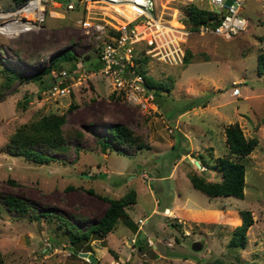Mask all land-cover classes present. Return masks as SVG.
Masks as SVG:
<instances>
[{
    "label": "rangeland",
    "instance_id": "374dc122",
    "mask_svg": "<svg viewBox=\"0 0 264 264\" xmlns=\"http://www.w3.org/2000/svg\"><path fill=\"white\" fill-rule=\"evenodd\" d=\"M154 2V14L174 26L189 24L185 20L189 4L212 6L210 0ZM262 3H244L248 25L233 36L185 37L182 44L191 52L186 63L150 58L144 65L148 75L171 84L151 102L130 101L128 93L114 90L105 74L90 70L98 61L94 38L77 23L75 10L49 5L36 29L0 35V68L17 66L30 75L51 66V73L39 79L15 80L6 87L1 86L5 74L0 72V193L23 197L36 212L52 214L18 216L3 205L0 251L5 264H124L129 259L131 264H264V81L256 71V53L264 36ZM12 4L13 0H0V9ZM50 9L64 15L51 16ZM65 47L77 60H65L58 53ZM74 61L86 76L74 82L68 94H47L48 76ZM234 86L239 95H231ZM195 99L205 105L178 111ZM49 112L65 115V130L83 133L80 139L68 138L70 150L50 152V159L42 163L10 153L8 143L16 127ZM234 121L246 137L258 138L243 157L231 154L225 141L224 127ZM113 123L143 134L146 146L101 151L97 139L108 138L107 127ZM217 156L245 163L243 198L209 196L192 186L188 172L220 178ZM129 189L136 191V201L126 211L136 230L119 219L104 237L83 241L79 247L97 256V263L79 256L56 215L85 229L106 208L103 195L119 197ZM241 209L251 210L254 218L244 248L229 243L236 211ZM139 218L144 222L141 227L136 223ZM139 234L145 236L141 247Z\"/></svg>",
    "mask_w": 264,
    "mask_h": 264
},
{
    "label": "trees",
    "instance_id": "16d2710c",
    "mask_svg": "<svg viewBox=\"0 0 264 264\" xmlns=\"http://www.w3.org/2000/svg\"><path fill=\"white\" fill-rule=\"evenodd\" d=\"M25 0H13V6H17ZM187 16L186 22L192 25H198L202 22H207L213 19L215 22L219 20L220 12L208 8H202L195 4L186 6ZM58 53L62 55L65 60H77V56L68 47L63 48ZM191 52L186 48L183 62H188ZM140 61V72L144 75L145 83L151 88V92L156 101L161 96V91L169 89L171 84L168 82L156 81L154 77L149 76L144 65L149 60V56L143 55L136 58ZM75 61L72 66L67 69L75 67ZM90 70H97L100 66L99 61L91 64ZM256 71L258 75L262 76L264 81V36L261 37V44L256 53ZM0 72L5 74V80L2 87L9 86L15 80L39 79L45 74L51 73V66L43 67L40 71L25 75L23 71L17 66L4 65L0 68ZM52 75L48 76V80L44 82V87L51 81ZM120 93H123L121 91ZM1 95V91H0ZM205 105V101L199 99L192 100L186 107L179 109L182 112L196 105ZM157 105H160L158 102ZM24 106V105H23ZM73 104H70L72 107ZM66 122L65 115L49 112L42 114L38 118L24 122L16 127L14 132L10 135L8 143L9 152L13 154H21L25 158L33 160L38 163L47 162L50 159L51 153H65L70 150V145L67 142L68 138L80 139L83 133L79 130L67 131L63 125ZM109 133L108 138L97 139L101 151L106 152L112 146L119 148H142L146 146V140L143 134L136 133L131 127L123 123H113L107 127ZM225 141L229 147L231 154L237 157L248 155L257 145L258 138L255 136L246 137L239 122H229L224 127ZM178 141L171 145L175 149ZM182 148L177 152V156L181 153ZM188 150L185 151L187 153ZM217 164L220 170V178L217 180L207 179L204 175L195 172H188V178L193 187L199 189L209 196L232 195L234 197H244L245 187V163L239 159L231 158L229 156H217ZM92 191L91 189H89ZM102 198L107 202L101 216L93 223L89 224L85 229H80L76 224L71 223L56 215L61 220V225L69 236L70 242L76 247L75 252L79 251L83 241L91 240L93 238L104 237L108 232L112 231L119 219L136 230L137 225L130 218L126 207L136 201V191L129 189L119 197H109L103 195ZM3 205L18 216H27L39 218L41 215L49 216L51 212H36L34 207L23 197L0 193V215ZM236 225L234 226L230 245L234 247L244 248L247 243V230L254 222L251 210L241 209L236 211ZM172 225L179 226V223L171 222ZM144 237L140 234L137 237L138 246L141 247V242ZM90 250V249H85ZM0 264H5L4 257L0 251ZM124 264H131V260L125 261ZM241 264V263H238ZM251 264V263H246Z\"/></svg>",
    "mask_w": 264,
    "mask_h": 264
},
{
    "label": "built area",
    "instance_id": "2783aa9c",
    "mask_svg": "<svg viewBox=\"0 0 264 264\" xmlns=\"http://www.w3.org/2000/svg\"><path fill=\"white\" fill-rule=\"evenodd\" d=\"M210 0L211 10L220 12L219 20L213 19L198 25L174 26L162 16L154 14V0H25L17 6L0 9V35L12 37L20 32L36 29L45 19L49 5L65 7L78 14L77 23L94 38L93 48L100 63L97 68L112 82L117 93L124 91L130 101H153L154 96L145 86L136 58L147 55L169 64L183 63L185 48L182 43L189 34H214L233 36L248 25L243 13L247 0ZM264 7V0L262 3ZM62 14L50 9L49 15ZM93 71V70H91ZM96 71V70H94ZM51 81L45 86L47 94L65 95L74 82H79L86 73L73 67L52 72ZM234 86L231 95H239ZM136 223H144L139 218ZM135 242V238L131 239Z\"/></svg>",
    "mask_w": 264,
    "mask_h": 264
},
{
    "label": "water",
    "instance_id": "95a60500",
    "mask_svg": "<svg viewBox=\"0 0 264 264\" xmlns=\"http://www.w3.org/2000/svg\"><path fill=\"white\" fill-rule=\"evenodd\" d=\"M60 1H64V0H60ZM231 1L232 0H226L225 1V4L226 5H229L231 3ZM145 86H146L147 90H151V88L148 85L145 84ZM195 164L197 166H200V164H199V162L197 160H195ZM78 254L81 257L87 258V260L90 261V262L97 263V256H95L92 252H89V251H79Z\"/></svg>",
    "mask_w": 264,
    "mask_h": 264
},
{
    "label": "crops",
    "instance_id": "0c3cea01",
    "mask_svg": "<svg viewBox=\"0 0 264 264\" xmlns=\"http://www.w3.org/2000/svg\"><path fill=\"white\" fill-rule=\"evenodd\" d=\"M11 6H13V4L12 5H10L9 7H11ZM9 7H7V8H9ZM169 208H173V207H169ZM175 211H177L178 210V208L177 207H174L173 208ZM175 214H177V212L175 213ZM168 224H171V223H168ZM172 225V224H171ZM145 237V236H144ZM143 240H144V238H143ZM162 240H164V239H162ZM161 240V242L162 243H164L163 241ZM138 244V243H137ZM153 246L155 247V244H153Z\"/></svg>",
    "mask_w": 264,
    "mask_h": 264
}]
</instances>
